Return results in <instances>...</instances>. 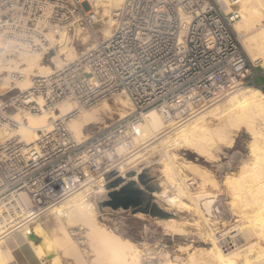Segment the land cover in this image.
<instances>
[{
  "label": "built area",
  "instance_id": "obj_1",
  "mask_svg": "<svg viewBox=\"0 0 264 264\" xmlns=\"http://www.w3.org/2000/svg\"><path fill=\"white\" fill-rule=\"evenodd\" d=\"M227 1L235 8L224 0H125L114 12L112 37L98 38L73 63L52 64L50 75L32 77L30 91L16 88L21 71H0V127H15L10 118L20 111L54 112L66 99L77 102L78 112L125 93L133 106L127 119L86 141L78 142L65 120L40 132L31 146L0 140V237L22 230L91 181L99 180L91 182L93 189L104 188L120 162L118 147L131 145L129 126L150 109L181 123L239 88L256 86L259 74L235 31L241 0ZM99 21L91 0H0V59L20 69L22 53L49 59L58 47L50 35L58 39L64 32L78 41V33L91 32ZM6 75L12 77L8 86Z\"/></svg>",
  "mask_w": 264,
  "mask_h": 264
},
{
  "label": "bare ground",
  "instance_id": "obj_2",
  "mask_svg": "<svg viewBox=\"0 0 264 264\" xmlns=\"http://www.w3.org/2000/svg\"><path fill=\"white\" fill-rule=\"evenodd\" d=\"M124 1L91 0L95 8L102 9L101 16L108 19L100 31L104 39L112 37L115 27L114 12L122 7ZM224 1L230 9L235 8L227 0ZM237 6L241 18L235 23V29L242 37V45L252 62L264 65V0H241ZM77 36L83 46L88 45L92 39L96 41L98 38L96 31H93L92 35L80 32ZM58 39L53 35L49 36L53 44ZM94 46L95 43H91L86 48L91 50ZM57 48L55 58L50 61V63L54 62L57 68L66 63H73L82 54L65 33ZM20 59L21 69L16 63L13 64L12 60L0 59V71H21L24 76L17 82L16 88L22 91L32 89V77L47 76L53 71L49 61L46 60L47 56L43 57L42 54L25 52L21 54ZM261 66L259 65V68ZM11 78V75H6L3 78L4 85L8 86ZM37 101L43 105L41 99ZM93 107L92 110L84 109L77 112L79 110L77 102L66 99L56 106V112L46 110L39 113L28 112L23 117H20L19 113L13 114L10 120L16 123V126L12 128L11 125L5 124L0 127V140L18 138L26 146H31L40 132H49L55 121L65 120L73 137L80 142L88 137L86 129L100 124L107 113L116 111L120 120L127 119L133 113V106L125 93L117 95L113 103L103 100ZM162 116L157 109H150L134 126H129L131 145L122 143L117 150L120 161L117 165L118 177L123 178L125 183L136 182L140 185L139 178L144 174L143 162L158 163L157 167L162 174L160 181L162 190L154 196L164 202L168 208L177 206L183 207L181 209L191 208L195 214L207 221L201 210L202 203L205 208L212 209L222 203L221 196H227L228 205L237 218L224 235L222 245L225 247L224 251H229L228 257L224 256L218 246V239L213 229L209 234L213 248L208 253L212 254L214 261L208 264L264 263V91L255 86L239 88L220 101L193 113L181 123L168 121L165 118L164 120ZM110 126L111 124L103 129ZM243 131H246L252 139L248 144L250 154L247 160L240 162L241 166L239 165L238 169L231 160L228 164L225 163L228 167L225 169L222 186L217 177L209 174L205 169L192 167L191 162L187 165L199 174L201 180L199 188H195L196 192H192L186 184L183 185L176 179L181 170L177 166L178 158L174 149L183 145L187 150L191 148L196 150L192 154L213 161L220 157L218 156L220 151L232 148L236 135ZM136 146L138 150L134 153ZM242 157L240 159H244ZM151 158H158L157 162L151 161ZM131 164L134 165L129 167ZM182 178L184 181L187 176ZM188 181H196V179H189L187 183ZM91 182L22 230L0 237V264H10V260L13 259L9 257L6 249L9 244L19 246L20 253L22 249L31 251L36 264H62L66 257L72 258L79 264H87L85 249H81L72 234V228L78 225L88 230L86 234L90 238L88 251L96 254L95 259H92L96 264L139 262L141 251L138 246L123 241L115 231L109 230L99 221V209L95 200L99 196L94 197L93 193L98 191L93 189L92 184L97 183V180ZM167 185L177 187L178 193L168 196ZM177 223L176 220L166 219L155 221V224L163 227L165 231H183ZM239 243L242 245L239 246ZM205 252L206 250L201 251V253ZM196 254V252L190 254L181 264H200ZM169 264L174 263L169 262Z\"/></svg>",
  "mask_w": 264,
  "mask_h": 264
},
{
  "label": "rangeland",
  "instance_id": "obj_3",
  "mask_svg": "<svg viewBox=\"0 0 264 264\" xmlns=\"http://www.w3.org/2000/svg\"><path fill=\"white\" fill-rule=\"evenodd\" d=\"M85 9L90 10V7L88 5H85ZM96 9H98L99 11ZM95 10L99 12V15H100L99 24L95 26L94 30H92L91 32H87V33L89 35H92L93 31H96L98 34V38L104 39L100 31L102 30V27L104 26L105 21H107L108 19L101 16V13H102L101 8H95ZM236 33L239 37L243 50H245V48L242 45L241 35L237 31ZM63 35L64 33L60 35V39ZM60 39H58L56 42L58 46L60 43ZM92 40L90 41L89 44L91 43L94 44L96 42L94 41L95 39H92ZM81 44H82V41L79 39V37H78V41L73 42V45L78 50H81V53H83L84 51H86L85 49H87L86 47L89 44L88 45L86 44L87 46L86 45L83 46ZM57 51H58V48L56 47L55 52ZM244 52L250 64L254 67L255 71L259 74L255 79V83H256L255 87H258L264 91V65H262L261 63L252 62L249 55L246 53L247 51L245 50ZM54 56H56V53H54L52 57H50L49 59H46L49 61V64L51 66L52 64L56 65L54 62L50 63V61L53 60L52 58H55ZM259 65L260 66L262 65L261 68H259ZM262 85H263V88L259 87ZM250 86H253V85H250ZM115 98L116 97L109 100L108 102L113 103ZM93 108L94 107H90V108H86L85 110H92ZM18 113L20 114V117H23V115H26L28 112L20 111ZM117 121L119 122L121 120H120V117L116 114V111L113 113H107L105 115V119L100 124L93 125L86 129V133L88 135L87 138L92 137L96 135L98 132L105 130L103 129L104 127H106L109 124L112 125V123H116ZM87 138H84L82 141H86ZM251 140L252 139L250 135L246 131L238 133L235 137V143L233 147L224 149L223 152L220 151L219 152L220 155L218 153V156H220L219 157L220 160L218 158L213 161L207 160V158L205 157H200L196 154L195 155L192 154V152L196 150L192 148L187 150V148L184 147L183 145L177 149H174V153L177 154V158H178L177 166H179L181 170L179 174L176 176V179H178L180 183H183V185L186 184V186H188L192 192H196V189L199 188L200 186L201 180H200L199 174H197L196 171L191 170L189 166L187 165L188 162H191L193 163V165H191L192 167L196 169H200V170L205 169L207 172H209V174H212L213 176L217 177V180L221 183V186H222L223 178L225 176L224 174L225 169L226 167H228L227 164L230 162V160L234 162L235 166H237L236 168L238 169L241 166L240 162H243V160L248 159V156L250 154L248 144ZM137 150H138V147L136 146L134 153ZM240 157L244 159H240ZM152 159L153 158H151V161L157 162L158 158L153 159V160ZM143 164L144 166L142 165V167L144 168V175H145V180L147 181V184L146 186H143L141 184L140 185L144 190L148 192L146 195L150 201V204H155L160 209L168 212L171 215V218L166 219V220L178 221L177 224H179L180 227H182L183 231L181 232L175 231V230L165 231L163 227L155 224V221L161 218H156V217L151 216L149 213H146L145 210L141 207L132 208L128 211H113L108 207L107 208L105 207L101 210L98 203L104 202L105 200H107L108 194L111 191L109 188L110 181L108 180H107V183H105L104 188L101 189L99 186L95 188L98 191L97 193L94 194L92 192L95 198L99 196V198L97 197L95 200H96V206L99 209L98 216H99V221L101 222V224L105 225V227L108 228L109 230L115 231L121 237L123 241H128L138 246L139 250L141 251V257L139 259V262H137L136 264H169V262H172L174 264L175 263L181 264L185 262L188 259L189 255L194 252L197 253L196 255L200 259V262H199L200 264H208L214 261L212 258V254L210 255L208 253L213 248V243L209 237V234L213 231V229H215L213 232H215L216 238L218 239V244H219L218 246L221 248L224 256L228 257L227 254L229 253V251L227 252L224 251L225 247H223L222 245L224 242V238H225L224 235L230 230L231 226L236 222L237 218H235L234 214L231 211L232 208L230 207V205H228L229 200L227 196H221L220 199H223L222 203L218 204L217 206H214L212 209L205 208L202 203L201 210L203 214L206 216V218L208 219V221L205 220L200 215L195 214L194 210L191 208L181 209L183 207H180V206L179 208L178 206L174 208L173 207L168 208V206H166L164 202L158 200L154 196L155 193L162 190V184L160 182L162 178V174L159 171V168L157 167L159 166L158 163H148L147 164L146 162H143ZM133 165L134 164H131L129 165V167H132ZM118 169L119 167L114 171L117 172ZM109 175L107 177H109ZM185 175L187 176V178L186 180L183 181L182 177ZM193 178H195L196 181H188L187 183V180L193 179ZM97 183H95L94 185H96ZM167 186H169L167 187L168 196H174L178 193L177 187L172 186V185L171 186L167 185ZM100 197H101V200H100ZM72 230H73L72 234H73L74 240L77 242V244L81 247L82 250L85 249L84 250V253L86 252L85 260L87 259L86 261H88L86 263L96 264L95 261L92 260V259H95L94 257H96V254L94 255L90 251H88L89 250L88 245L90 244V238L86 236L88 230L85 227L80 226V225H78L77 227H73ZM232 235L233 234H231V236ZM240 245H242V243H239V246ZM19 248L20 247L15 244H9L7 246L6 249H7L8 255L9 257L13 258L10 260L11 262L9 261L10 264H12L13 262L14 264L15 263L16 264H36L35 257L31 251L27 249H22L20 253ZM86 249L89 253L86 251ZM202 250H206V252L201 253ZM90 260L93 262H91ZM62 264H79V262L73 260L72 258L66 257L63 260Z\"/></svg>",
  "mask_w": 264,
  "mask_h": 264
},
{
  "label": "water",
  "instance_id": "obj_4",
  "mask_svg": "<svg viewBox=\"0 0 264 264\" xmlns=\"http://www.w3.org/2000/svg\"><path fill=\"white\" fill-rule=\"evenodd\" d=\"M131 174L133 175L134 172ZM107 180L110 181L111 191L107 200L98 203L101 210L105 207L113 211H128L138 207L144 210L149 208L150 201L146 195L148 192L141 187L147 184L144 174L139 178L141 185L136 182L125 183L123 178L118 177L116 171L111 172Z\"/></svg>",
  "mask_w": 264,
  "mask_h": 264
},
{
  "label": "trees",
  "instance_id": "obj_5",
  "mask_svg": "<svg viewBox=\"0 0 264 264\" xmlns=\"http://www.w3.org/2000/svg\"><path fill=\"white\" fill-rule=\"evenodd\" d=\"M145 212L149 213L151 216L156 217V218H161V219L171 218V215L168 212L160 209L155 204H149V208L145 210Z\"/></svg>",
  "mask_w": 264,
  "mask_h": 264
},
{
  "label": "crops",
  "instance_id": "obj_6",
  "mask_svg": "<svg viewBox=\"0 0 264 264\" xmlns=\"http://www.w3.org/2000/svg\"><path fill=\"white\" fill-rule=\"evenodd\" d=\"M259 87H263V85H262V86H259ZM12 264H14V262H13ZM15 264H16V263H15Z\"/></svg>",
  "mask_w": 264,
  "mask_h": 264
}]
</instances>
